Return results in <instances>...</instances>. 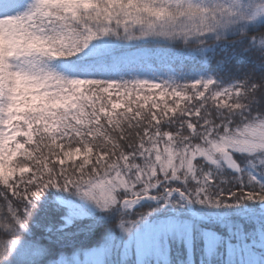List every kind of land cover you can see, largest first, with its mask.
<instances>
[{"label":"snow or ice","instance_id":"6c2138e0","mask_svg":"<svg viewBox=\"0 0 264 264\" xmlns=\"http://www.w3.org/2000/svg\"><path fill=\"white\" fill-rule=\"evenodd\" d=\"M0 264H264V0H0Z\"/></svg>","mask_w":264,"mask_h":264},{"label":"trees","instance_id":"16d2710c","mask_svg":"<svg viewBox=\"0 0 264 264\" xmlns=\"http://www.w3.org/2000/svg\"><path fill=\"white\" fill-rule=\"evenodd\" d=\"M70 254V253H69Z\"/></svg>","mask_w":264,"mask_h":264}]
</instances>
